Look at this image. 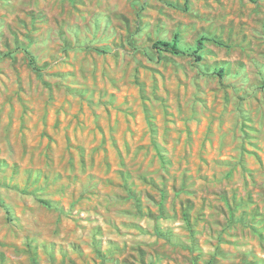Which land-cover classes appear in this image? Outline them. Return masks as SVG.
Instances as JSON below:
<instances>
[{
    "label": "rangeland",
    "instance_id": "obj_1",
    "mask_svg": "<svg viewBox=\"0 0 264 264\" xmlns=\"http://www.w3.org/2000/svg\"><path fill=\"white\" fill-rule=\"evenodd\" d=\"M0 264H264V0H0Z\"/></svg>",
    "mask_w": 264,
    "mask_h": 264
},
{
    "label": "trees",
    "instance_id": "obj_2",
    "mask_svg": "<svg viewBox=\"0 0 264 264\" xmlns=\"http://www.w3.org/2000/svg\"><path fill=\"white\" fill-rule=\"evenodd\" d=\"M202 40H199L197 43V47L195 48V50L192 52V54L195 56L196 59H200L201 57L198 55V51L202 49ZM153 48L156 49L158 52H166V53H170L173 55H184L187 54L188 51H185L183 49H181L175 42L169 43V42H155L153 44ZM28 58H29V64L32 67V69L34 71H38V67L35 64V61L33 59V57L28 53Z\"/></svg>",
    "mask_w": 264,
    "mask_h": 264
}]
</instances>
